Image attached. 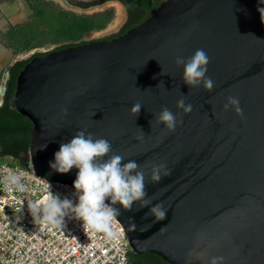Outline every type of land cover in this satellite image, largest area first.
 Wrapping results in <instances>:
<instances>
[{"label":"water","instance_id":"1","mask_svg":"<svg viewBox=\"0 0 264 264\" xmlns=\"http://www.w3.org/2000/svg\"><path fill=\"white\" fill-rule=\"evenodd\" d=\"M197 49L210 57L211 91L184 84L175 63ZM34 53L43 54L18 73L9 103L32 124L23 162L37 176L72 186L78 169L61 174L50 162L86 130L111 143L108 156L146 173L151 203L117 217L133 253L170 264H264V0H164L119 38ZM228 97L242 117L224 110ZM180 99L191 113L176 107ZM164 108L182 121L174 131L156 122ZM160 164L162 179L152 182ZM157 204L162 221L149 213Z\"/></svg>","mask_w":264,"mask_h":264},{"label":"clouds","instance_id":"2","mask_svg":"<svg viewBox=\"0 0 264 264\" xmlns=\"http://www.w3.org/2000/svg\"><path fill=\"white\" fill-rule=\"evenodd\" d=\"M209 62L210 57L203 49H197L187 59L177 57L175 60L177 66H183L184 84L190 88L202 84L205 90L211 91L214 81L206 75ZM4 91L5 89L0 88V98ZM176 107L185 114L192 111V105H186L184 99L178 100ZM223 107L225 111L231 107L238 116H243L239 100L235 97H228ZM140 109L141 105L136 103L132 106L131 113L137 116ZM156 122L163 124L169 131H174L178 123H182L167 108L161 110ZM111 151L112 146L108 140L94 138L93 134L86 133V130L77 132L69 142L62 143L59 150L54 153V161L50 162V167L61 174H66L73 168L78 169L72 184L75 202L73 199L67 197L62 199L59 194H53L49 184V194L43 200L28 205L33 222L42 220L45 226L63 228L64 218L71 214L83 222L82 226L86 231L103 233L109 240L116 239L117 233L113 230L112 223L120 216L121 209L131 212L133 206L139 202V207L135 209L139 211L147 207L151 200L146 190V173L141 166L135 160L123 163L124 157L121 155L108 156ZM106 156L107 160L104 159ZM162 169H165L162 164L152 167L150 175L152 182H159L162 179ZM169 174L167 170L164 171V175ZM8 184L19 192L27 190L22 183L21 175L10 174ZM149 213L156 221H162L166 218L167 211L157 204L150 208ZM149 213L145 214V218ZM131 228L135 229V224H132ZM210 264H223V257H213Z\"/></svg>","mask_w":264,"mask_h":264},{"label":"built area","instance_id":"3","mask_svg":"<svg viewBox=\"0 0 264 264\" xmlns=\"http://www.w3.org/2000/svg\"><path fill=\"white\" fill-rule=\"evenodd\" d=\"M5 157L0 160V264H130L129 242L117 219L112 223L117 238L112 240L86 231L71 214L64 218L63 228L45 226L42 220L34 223L28 205L43 200L49 184L53 194L74 202L75 190L70 184L40 178L30 163ZM10 174L21 175L25 192L9 186Z\"/></svg>","mask_w":264,"mask_h":264},{"label":"rangeland","instance_id":"4","mask_svg":"<svg viewBox=\"0 0 264 264\" xmlns=\"http://www.w3.org/2000/svg\"><path fill=\"white\" fill-rule=\"evenodd\" d=\"M118 13L116 6L107 25L115 23ZM86 15L97 13L73 10L59 0H0V87L14 60H23L34 52L49 51L66 43L90 41L99 36L97 28H92L78 38H72L68 20ZM5 158L1 157L0 160Z\"/></svg>","mask_w":264,"mask_h":264},{"label":"trees","instance_id":"5","mask_svg":"<svg viewBox=\"0 0 264 264\" xmlns=\"http://www.w3.org/2000/svg\"><path fill=\"white\" fill-rule=\"evenodd\" d=\"M107 20L103 19L100 14L77 16L68 20V29L72 32V38H78L84 31L103 27ZM85 42L88 41L83 40L77 43L62 44L54 48V50ZM41 54L43 53H35L34 55ZM32 57L16 61L8 67L9 75L4 82L5 91L0 103V158L10 156L22 165L26 163L18 158V151H28L32 124L27 117L17 113L10 107L9 98L16 85L18 73ZM129 260L130 264H170L151 252L136 254L129 251Z\"/></svg>","mask_w":264,"mask_h":264},{"label":"flooded vegetation","instance_id":"6","mask_svg":"<svg viewBox=\"0 0 264 264\" xmlns=\"http://www.w3.org/2000/svg\"><path fill=\"white\" fill-rule=\"evenodd\" d=\"M61 3L73 10H80L83 12L97 13L103 19H108L106 24L97 28L99 36L92 38V40H112L119 38L126 34L130 29L139 26L145 22L152 13L159 8L164 0H59ZM116 6L119 8V13L116 17L115 23L110 26L107 25L109 20H112ZM90 40V41H92ZM35 54V53H34ZM32 54L30 57L35 56ZM28 57V58H30ZM27 59V58H26ZM25 151H18V158L24 161L23 153Z\"/></svg>","mask_w":264,"mask_h":264},{"label":"bare ground","instance_id":"7","mask_svg":"<svg viewBox=\"0 0 264 264\" xmlns=\"http://www.w3.org/2000/svg\"><path fill=\"white\" fill-rule=\"evenodd\" d=\"M1 88V87H0Z\"/></svg>","mask_w":264,"mask_h":264}]
</instances>
